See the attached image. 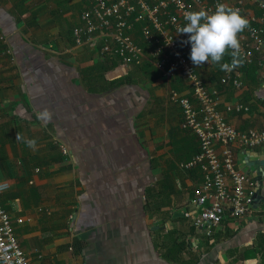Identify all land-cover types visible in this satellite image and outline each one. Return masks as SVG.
Here are the masks:
<instances>
[{"label": "crops", "instance_id": "crops-1", "mask_svg": "<svg viewBox=\"0 0 264 264\" xmlns=\"http://www.w3.org/2000/svg\"><path fill=\"white\" fill-rule=\"evenodd\" d=\"M85 8L86 0H0V179L9 185L0 203L24 219L14 224L30 264L39 254L57 264H264V177L245 161L264 147L235 148L236 168L258 183L252 212L226 216L208 235L190 215L203 169L183 166L199 141L172 98L191 95L187 83L161 75L151 45L130 68L103 56L99 41L77 45ZM258 56L261 65L241 68L239 88L221 83L219 64L197 66L243 131L264 129V46ZM45 108L51 121L37 118Z\"/></svg>", "mask_w": 264, "mask_h": 264}, {"label": "built area", "instance_id": "built-area-1", "mask_svg": "<svg viewBox=\"0 0 264 264\" xmlns=\"http://www.w3.org/2000/svg\"><path fill=\"white\" fill-rule=\"evenodd\" d=\"M218 3L239 8L249 20L250 27L238 34L241 44L242 66L223 71L221 83L242 87L241 68L262 64L258 54L264 46V1L262 0H86L80 24L73 28L77 45L100 42L103 56L116 57L126 68L140 64L145 56L143 44L151 45L149 59L167 78L181 77L191 95L172 92L182 109V127L197 136L200 150L184 163L187 168L200 164L203 180L193 190L198 211L190 213L196 226L204 227L209 235L226 216L234 219L253 210L249 192L257 181L236 168L235 148L264 147V129H238L230 124L218 109V99L209 90L197 66L190 59L188 34L178 33L187 22L189 11H214ZM139 25L141 42L134 32ZM209 62H204L206 64ZM236 111L249 107L238 104ZM66 152V149H63ZM9 187L0 179V193ZM189 215V213H187ZM10 213L0 203V264H30L17 237ZM38 258L40 264H57Z\"/></svg>", "mask_w": 264, "mask_h": 264}, {"label": "clouds", "instance_id": "clouds-1", "mask_svg": "<svg viewBox=\"0 0 264 264\" xmlns=\"http://www.w3.org/2000/svg\"><path fill=\"white\" fill-rule=\"evenodd\" d=\"M184 20L187 23L178 29V33L188 34L186 43L191 44L190 59L194 65L200 66L204 62L219 64L221 71H232L242 66L244 60L238 34L249 28L250 24L239 8L218 3L214 11H189ZM226 53L231 56V62L221 63ZM37 118L48 122L52 119V113L45 108ZM16 140L24 138L17 133ZM24 142L28 147L35 148L36 140L27 139Z\"/></svg>", "mask_w": 264, "mask_h": 264}, {"label": "water", "instance_id": "water-1", "mask_svg": "<svg viewBox=\"0 0 264 264\" xmlns=\"http://www.w3.org/2000/svg\"><path fill=\"white\" fill-rule=\"evenodd\" d=\"M245 161L249 171L256 174L257 180H261L264 177V156L255 159H250L249 156H246Z\"/></svg>", "mask_w": 264, "mask_h": 264}, {"label": "trees", "instance_id": "trees-1", "mask_svg": "<svg viewBox=\"0 0 264 264\" xmlns=\"http://www.w3.org/2000/svg\"><path fill=\"white\" fill-rule=\"evenodd\" d=\"M264 1V0H262ZM136 32H139L140 34V30H139V25L136 26ZM134 36H135V32H134ZM140 37H141V34H140ZM138 37L135 36V39L137 40ZM138 41V40H137Z\"/></svg>", "mask_w": 264, "mask_h": 264}]
</instances>
